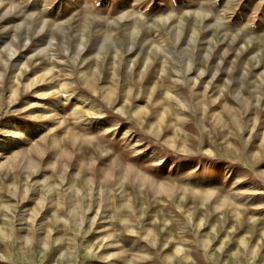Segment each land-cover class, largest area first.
<instances>
[{
  "label": "rangeland",
  "instance_id": "rangeland-1",
  "mask_svg": "<svg viewBox=\"0 0 264 264\" xmlns=\"http://www.w3.org/2000/svg\"><path fill=\"white\" fill-rule=\"evenodd\" d=\"M0 264H264V0H0Z\"/></svg>",
  "mask_w": 264,
  "mask_h": 264
}]
</instances>
